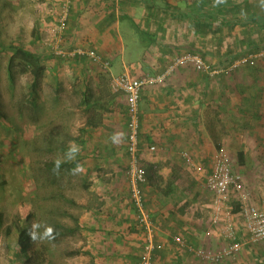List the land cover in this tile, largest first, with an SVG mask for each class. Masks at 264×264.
Wrapping results in <instances>:
<instances>
[{
	"label": "crops",
	"instance_id": "obj_1",
	"mask_svg": "<svg viewBox=\"0 0 264 264\" xmlns=\"http://www.w3.org/2000/svg\"><path fill=\"white\" fill-rule=\"evenodd\" d=\"M230 2L250 4L254 15L239 14L236 25L228 26V16L217 8L223 10ZM47 6L44 23L52 22L43 44L51 60L62 62L54 63L50 70H68L77 76L64 86L71 88L75 80L82 85L77 92V115L70 112L67 116H75V120L63 123L54 133L60 136V150L67 151L70 141L80 146L76 160L83 166V183H90L88 190L95 200L85 206L91 219L81 223L93 228V233L82 231L92 234L94 243L88 251L78 249L83 254L77 256L87 259V264H139L146 236L137 226L127 180V98L111 88V80L124 72L136 78L161 75L173 58L190 52L201 56L216 73L184 67L163 84L141 92L140 150L147 171L143 190L146 209L158 227L155 243L161 247L153 253V264H264V241L247 243L249 235L243 231L239 239L246 245L235 256L212 262L192 251L218 253L230 242L223 236L224 220L212 225V208L200 206L197 175L201 174L183 155H190L207 176L220 146H243L240 136L257 132L255 120H261L264 103L263 80L258 75L264 74V58L252 68L240 66L247 67L249 75L231 76L229 72L239 68L229 69L246 55L264 51L262 0H224L220 4L216 0H71L65 29L57 33L62 1L50 0ZM130 38L135 41L132 48ZM75 50L95 51L109 62V69L86 56L56 55L60 51L73 55ZM245 83L254 90L250 97L236 91ZM84 96L88 103H83ZM87 107L96 110L92 117L96 122L91 126L87 125ZM116 132L125 134V142L119 146L109 140ZM151 147L156 151L150 153ZM237 166L251 203L264 207V162H237ZM237 204L231 200L232 206ZM239 212L233 211V223L241 230L244 224L237 217ZM98 217L102 224H96ZM106 218L109 220L103 222ZM176 237L183 243H177Z\"/></svg>",
	"mask_w": 264,
	"mask_h": 264
},
{
	"label": "rangeland",
	"instance_id": "obj_2",
	"mask_svg": "<svg viewBox=\"0 0 264 264\" xmlns=\"http://www.w3.org/2000/svg\"><path fill=\"white\" fill-rule=\"evenodd\" d=\"M48 1L50 0H0L2 41L11 44L22 31L28 49L45 50L44 41L47 40L48 28L52 22H48V26L44 23ZM38 39H42L41 42ZM134 42L133 38L128 39L129 48L134 46ZM10 57V51L0 56V112L5 116V119H0V210L5 214V226L0 232V264H10V259L14 258L19 230L36 223L40 225L37 231L42 233L45 226L53 227L55 220H59L65 227L73 226L69 217L61 216L64 210L77 216L82 223L92 217L85 206L95 202L92 192L84 187L81 173L62 174L54 178L47 172L44 173L42 166L45 161L64 158L66 151L58 148L61 139L54 133L63 127V123L75 120V116H67L70 112H76L77 115L76 102L80 99L77 92L82 90L81 81L78 83L75 80L71 88L67 84L64 86L66 80L71 81L77 76L68 70H50L54 63L62 64L60 60H50L46 62V73L39 93L28 98L27 88L31 76L23 74L17 66L16 81L11 83L7 75ZM238 68L229 74H238V77L243 73L249 74L247 67ZM258 76H261V84L264 85V74ZM262 91L264 94V87ZM262 101L264 102L263 98ZM261 105V120H255L259 126L257 132L251 131L240 136L243 146L225 144L219 148L227 152L234 171L238 173L237 162H264V133L259 134L260 130H264V103ZM208 168L209 165L206 171ZM205 173L204 170L201 175H197V192L200 193V206L212 208L213 195L207 189ZM50 178L55 184L48 183ZM57 187L73 202H63L55 195ZM31 214H35L36 218ZM53 228L55 231L58 229ZM93 243L94 236L82 230L58 236L55 240H45L44 244L49 250L46 260L54 264H87V259L72 256L71 253L83 247L88 251L87 247ZM33 263L35 262L31 259V264Z\"/></svg>",
	"mask_w": 264,
	"mask_h": 264
},
{
	"label": "built area",
	"instance_id": "obj_3",
	"mask_svg": "<svg viewBox=\"0 0 264 264\" xmlns=\"http://www.w3.org/2000/svg\"><path fill=\"white\" fill-rule=\"evenodd\" d=\"M62 1V16L57 31L65 29L68 19L69 5L71 0ZM73 55L65 54L60 51L58 56H86L93 61L94 64L101 65L105 70L109 69V62H105L103 58L95 51L85 52L83 50H75L71 52ZM264 58V51L257 55L243 57L235 62L229 70H233L242 65L253 63L255 59ZM192 66L197 72L215 74L216 71L208 65L204 59L194 53H184L173 58L172 63L165 73L161 75H144L142 77H133L130 73L124 72L115 76L111 80V88L115 92L123 93L127 98L128 109V137L127 151L129 157V166L127 171V180L130 191V198L135 207L137 214V226L145 233L146 239L144 250L139 264H153V253L160 246H156L155 236L158 227L153 221L152 214L147 211L145 204V194L143 186L147 181V171L142 163V153L140 150V100L141 92L144 88L153 87L163 84L169 77L174 75L178 70ZM156 151L155 147L149 149L150 153ZM187 163L197 174H202L204 170L201 166L194 163L193 158L188 154H183ZM206 185L209 192L213 195L212 201V225L220 224L223 219V236L230 243L225 249L218 253L205 252L203 250L192 251L207 260L219 262L226 256H235L239 254L245 242L240 241L239 232H246L249 235L247 243L264 241V207H259L251 203L250 194L245 189L244 177L242 174L234 171L230 162V157L224 149L216 151L213 157L211 173L206 176ZM234 199L241 207L238 219L243 221L242 229L235 227L233 223L236 215L233 213L231 200ZM179 244L182 240L179 237L174 238ZM184 245V244H183Z\"/></svg>",
	"mask_w": 264,
	"mask_h": 264
},
{
	"label": "trees",
	"instance_id": "obj_4",
	"mask_svg": "<svg viewBox=\"0 0 264 264\" xmlns=\"http://www.w3.org/2000/svg\"><path fill=\"white\" fill-rule=\"evenodd\" d=\"M218 13H222L224 16H228L230 23L227 24L228 26L236 25V20L237 16L239 14L245 15V16H251L253 13V7H251L250 4L244 3L243 5H236V4H230L227 6V8H223V10H220V6L217 8ZM250 28V27H248ZM250 33V32H249ZM6 51L11 52V57L9 58L8 65H7V75L8 79L11 83H14L16 81V72L15 68L19 66L21 68V72L23 74H29L31 76L30 83L27 88V96L28 98H33L35 95L39 93L40 86L42 84V80L44 79L45 73H46V62L50 61L52 57L50 55L46 54L45 50H36V51H31L26 47V40H25V35L22 33V31L19 32V35L16 38V41L11 43V44H6L4 41L1 39V31H0V56L5 53ZM260 51L253 52L249 55H246L249 57L250 55H255L259 53ZM261 58L255 59L253 63H248L246 66H250L252 68L253 66H256V63L259 61L260 62ZM253 65V66H252ZM235 70V69H234ZM251 73V72H248ZM249 75V74H248ZM247 81V80H246ZM237 93L246 95L247 97H250L253 93L254 90L251 85H246L244 88H240L239 90H236ZM87 96H84L83 103H88L89 100L86 98ZM35 105V104H34ZM97 105H94V107ZM86 115L88 114V120H87V125L91 126L92 123L96 122L94 117L95 115V109L93 110L92 107L86 108ZM0 119H5V116L0 112ZM3 121V120H2ZM4 122V121H3ZM3 163V162H2ZM81 164L79 160L75 161H69V162H64L61 164L60 167V173L59 175L53 174V161H45L43 163V172L48 173L51 175V177L58 178L60 175H67V174H72L71 169H73L76 164ZM49 180V179H47ZM46 180V181H47ZM50 184H55L53 180L48 181ZM84 187L88 189L90 187V183L88 184L85 182ZM38 190V187H37ZM55 195L60 197L63 202H73V200H69L60 190V188H56L55 190ZM61 192V193H60ZM74 205V203H72ZM233 211L235 213H238L241 210V207L239 204L232 206ZM98 214H103L102 212L98 211ZM104 215V214H103ZM107 217L110 219L111 216L106 214ZM33 218H36V215L34 216L31 214ZM61 216L63 218L69 217L73 221V226H64L61 225V222L59 220L53 221V227L58 228L55 231V239L58 236L62 235H67V234H72L78 230H88L89 232L93 233V228L89 226H84L79 222V218L77 216L71 215L67 211H62ZM100 216L101 215H97ZM106 218L103 220V222H107L109 219ZM27 221V220H26ZM31 221V220H29ZM102 224L101 218L98 217L96 220V224ZM31 225V222H30ZM5 226V214L0 210V232ZM30 226L24 227L22 230H19V238L16 243V248H15V256L14 258L10 259V264H31V259L34 260L35 263L33 264H54V262H47L46 260V254L49 252L47 247L43 242H34L33 240L30 239L28 235V229ZM53 239V240H55ZM83 254L81 251H75L71 253L72 256H77ZM85 254V253H84Z\"/></svg>",
	"mask_w": 264,
	"mask_h": 264
},
{
	"label": "clouds",
	"instance_id": "obj_5",
	"mask_svg": "<svg viewBox=\"0 0 264 264\" xmlns=\"http://www.w3.org/2000/svg\"><path fill=\"white\" fill-rule=\"evenodd\" d=\"M217 4L224 3V0H216ZM262 7H264V0H262ZM109 140L114 146H119L125 142V134L123 132H116L110 135ZM81 148L74 141H70L67 146V151L64 154V158L57 157L53 161V174L59 175L61 164L64 162L75 161L77 155L80 153ZM73 175L79 174L83 171L81 164L70 170ZM40 225L33 223L28 229V235L34 242H43L45 240L55 239V230L51 226H45L43 232H38Z\"/></svg>",
	"mask_w": 264,
	"mask_h": 264
}]
</instances>
